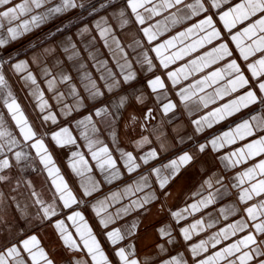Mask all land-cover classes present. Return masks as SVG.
<instances>
[{"label":"snow or ice","instance_id":"1","mask_svg":"<svg viewBox=\"0 0 264 264\" xmlns=\"http://www.w3.org/2000/svg\"><path fill=\"white\" fill-rule=\"evenodd\" d=\"M109 10L130 36L95 21L114 67L88 22ZM182 119L195 152L165 163ZM201 154L215 180L171 204ZM0 264H264V0H0Z\"/></svg>","mask_w":264,"mask_h":264},{"label":"crops","instance_id":"2","mask_svg":"<svg viewBox=\"0 0 264 264\" xmlns=\"http://www.w3.org/2000/svg\"><path fill=\"white\" fill-rule=\"evenodd\" d=\"M17 2H19V0H17ZM103 16L107 17V21H106L107 26L111 27L114 30L115 34L118 37H120L122 41L130 42V36L127 35V33H128L127 28H125V29L120 28L118 20L111 16L110 10L107 13L101 11L96 16L89 18L88 22H89L90 26L92 27V35L96 37V40H95L93 47L95 49H99V51L103 54V56L109 60L110 66L114 67L115 61L112 60V57L108 52V49L103 46V42L100 40L99 35L95 29V21L97 19H100V17H103ZM65 23H67V21H65ZM101 23H105V21H101ZM47 30H48L47 27H45L43 30H35L32 34H30L29 38L31 40L39 43V41L44 40V37L47 33ZM74 31H75V29H73V32ZM60 39H62V37L57 36L53 41H45V44L46 43H58V41ZM90 40H91L90 36L84 37L85 42H88ZM10 47L23 51V48L28 47V45L25 42L23 47H22L21 44L17 42V43L11 44ZM127 50L131 53L130 48ZM36 51H39V48H37ZM29 55H30V53H29ZM88 63H89V70L93 72L94 76L98 77L99 74L96 73L95 69H93L91 67V61H89ZM117 71H118V69H117ZM73 76L75 77L76 73H73ZM13 79H15V78H13ZM76 83H77L78 87L82 90L83 85L80 84L78 79L76 80ZM15 89L17 90L18 95L21 97L22 102L27 107L29 114L34 117L35 113H33L31 111V105L29 104V99L25 98V91L21 90L20 83L15 84ZM33 103H35V101H33ZM225 123H227V122L225 121V122H221V124L214 125L213 129H210L207 131H213V130L219 129V128H221L222 124H225ZM175 124H184L185 126L184 127H178L174 131L173 130L174 125H165L164 131L166 134V138L168 141H170V143L172 145L168 149L167 152L162 153L161 159L165 163L167 162L168 159L172 158L173 155H178L181 150L191 149L193 152H195V149L191 147L190 141L186 140L185 143H183V144L180 143L179 138L186 136V135L190 134V132H191V128L189 126H187L186 120L182 119L181 121H176ZM72 128H73L74 132L76 133V135H79L78 131H76V129H75V125H72ZM65 153H66V150H64V151L58 150L57 151V158H58V161H59L61 167L65 171H67V168H66L67 161L64 158ZM210 162H211L210 156H205V155L201 154L197 157V159L194 162H192V164L190 166H184L181 169L182 178L180 180H178L176 182V184L173 186L172 191L174 193V196L170 200L171 204L178 205L179 207H183L185 201L190 202V196H191L192 192L203 191L200 188V185L203 183L204 180H208V179H212L213 181L215 180V177L212 175V173L210 171H208V169L210 167ZM70 179L72 180L74 185H77V186L79 185V181H80L79 177H75L73 175H70ZM36 181H37V187L39 188L40 183H42V177L36 178ZM217 187H219V186L217 185ZM105 191H107V186L105 187ZM204 194L207 195V192H204ZM194 215H195L196 219L201 218L199 214H194ZM216 216H217V212L212 211V217H216ZM192 219H193L192 217H189L188 221L192 222ZM203 219L205 220V222L208 221L209 216L207 215V213H205V215L203 216ZM168 223H169V219H168L166 213L155 216L153 221H152V225H155V227H162ZM152 225H150L148 227L147 233H142L141 239L137 241V245H138L142 254L143 253H153L154 254V252L156 251L154 249V242L157 241L158 236L155 233ZM45 231H48V230H45ZM41 236H42V239H44L45 242H47L48 237L45 236L44 233H41ZM193 239H195V236L193 237ZM164 258H167V257H164Z\"/></svg>","mask_w":264,"mask_h":264}]
</instances>
